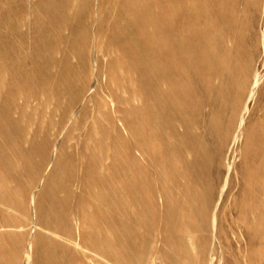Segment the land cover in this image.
Returning a JSON list of instances; mask_svg holds the SVG:
<instances>
[{
	"label": "rangeland",
	"instance_id": "obj_1",
	"mask_svg": "<svg viewBox=\"0 0 264 264\" xmlns=\"http://www.w3.org/2000/svg\"><path fill=\"white\" fill-rule=\"evenodd\" d=\"M137 1L140 9L151 10L153 18L164 11L166 1L171 21L189 18L197 36L191 47L208 52L225 43L231 49L229 56L212 57L217 65L210 68L211 59L201 54V61L198 58L189 64L178 81L161 87L162 97L155 105L154 115L174 114L180 134L185 121L199 124L194 131L202 137L198 154L207 159L191 155L194 140L174 137L168 146L157 132L153 147L144 152L137 149L141 135L129 124L139 121L142 113L124 100L138 86L150 90V82L139 83L138 75L158 71L133 60L137 46L129 40L128 22L118 17V6L127 0H0V173L14 181L9 186L12 195L17 192L9 209L2 204L4 188L0 184V236L8 234L0 239V251L8 244L13 264H52L44 252H61L59 264H88L87 251L62 242L59 236L78 242L97 236L109 246L116 241L115 248L121 238L129 237L136 247L171 250L156 242L164 238L167 226L159 218L149 224L154 214L141 217V210L130 208L129 202L122 203L127 210L121 214L106 208L104 200L88 196L82 166L91 165V157H96L119 164L117 170L130 164L132 174L140 171L143 179H150L148 188L163 212L162 197L177 189L165 173L184 170L190 174L195 167L207 187L206 200L199 216L185 220L213 225V231L206 233L212 237L208 255L200 264H264V225L255 231V245L249 252L237 222L241 206H264V0H184L185 6L180 0ZM194 5L195 9L190 8ZM139 35L147 38L157 32L144 30ZM110 55L129 58L131 75L126 67L112 69ZM237 64L239 74L233 71ZM197 69H207L211 76L204 77ZM226 69L223 77L218 75ZM223 79L240 83L222 88ZM173 87L177 98L167 97V90ZM178 100L182 108H188L176 111L181 108ZM149 101L148 95L138 97L135 105ZM170 122L161 125L169 130ZM182 158L184 162L176 163ZM59 159L63 167L50 184ZM161 164H168V169L160 168ZM247 180L252 182V197L242 191ZM53 197L64 200L69 212L58 207L52 212L44 208L41 214L39 202L48 206ZM113 204L118 207L121 203L114 200ZM49 223L56 229L50 232H56L58 238L40 230ZM96 229L102 233L96 235ZM41 236L48 239L46 243L38 240ZM18 238H22L21 250L16 253L14 241ZM194 248L188 243V255L175 253L173 262L197 261Z\"/></svg>",
	"mask_w": 264,
	"mask_h": 264
},
{
	"label": "bare ground",
	"instance_id": "obj_2",
	"mask_svg": "<svg viewBox=\"0 0 264 264\" xmlns=\"http://www.w3.org/2000/svg\"><path fill=\"white\" fill-rule=\"evenodd\" d=\"M180 1L182 3L181 6H185L184 0H180ZM165 3L164 4L166 6H164V11L158 13L155 16L157 19L156 22L153 20L155 19V17L153 18V16L151 15L150 12L151 10L148 8L144 10L140 9L137 0H127V2L121 4V6H118V17L123 18L128 22V31L130 35L129 40L134 42L138 49L137 55L134 56L133 60L135 61V63L136 62L141 63L142 67L152 66L157 68L158 71L150 76L138 75L137 81L139 83L145 81L150 82V90L146 92L141 87L138 86L137 89L130 92L132 93L131 97L124 100L128 107H133L134 108L133 110L136 109V111L142 113V118H140L139 121H134L130 123L129 128L133 132L141 135V139H139L138 141L137 149L141 150L142 152H144L146 148L153 147L155 145V143L153 142V135L154 132H157L160 135L163 143L168 144V146L173 144L174 137H181L187 140L188 139L194 140L196 144L193 150L191 151V155L195 156L197 160L200 158L202 160L203 159L205 160L207 159V156L198 154L202 144L201 142L202 137L198 133H194V131L197 128L198 129L200 128L199 124L198 125L196 124L194 126L191 124L190 121L188 120L185 121L182 124L184 127V132L183 134H180V132L177 130V127L175 126V121H173L172 118L174 114L171 113L170 116L168 115V113H164L163 115H154L156 108L155 105L157 99H159L160 96L162 97L161 95L162 93L160 91L161 87L165 85L167 86L169 84L171 85L172 82L178 81L182 71H184V69L187 66H189V64L191 65L192 62L197 61V59L201 56V54L206 55L205 57L204 56L201 57H204L205 59L206 58L211 59V61L209 62L210 65L209 68H210L213 67V65H217L216 61H212V57L215 58L220 55L229 56L231 53V49L225 46V43H222L219 47H213L208 52H205V50L201 47L199 48L194 46L191 47L197 37L196 35H194L195 34L194 31L190 27L191 20L185 17L179 22L171 21L169 18V12L167 11L169 9L167 8L169 6V3L167 1ZM190 8L195 9L196 7L194 5L193 7ZM205 12L207 13V11ZM199 14L201 15L202 13ZM206 15L207 14H205V16ZM144 30L156 31L157 35L150 36L147 38H141L139 34L141 31ZM204 39L205 38H202V41ZM205 41L208 42V40H204L203 42ZM164 44H167L168 46L164 47L163 46ZM119 45L117 43V46ZM110 59L112 63L110 67H112V69L115 67H119V68L121 67V69H123L122 67H126L127 68L126 71L129 72L130 75L133 72L132 71L133 69L131 70V68H129L128 66L129 58H127L125 55H121L118 57L111 56ZM164 59H168L167 62H164L163 61ZM203 61L205 60L203 59ZM137 69L140 70L139 72H142L140 68ZM227 71L229 70L227 69L225 71L222 70L221 72H218V75L223 77L224 73ZM233 71L239 74L240 65L239 64L235 65ZM135 72L137 73V71ZM197 73L205 75L204 77L207 78L211 76L210 72L207 69H197ZM236 83H240V80L238 81L234 80L229 82V81H224L223 79L221 87L222 88L224 86L230 87L235 85ZM176 91L177 90L174 87L171 88L170 90H167L166 92L167 97L170 98V96L172 97V95L174 97L175 96L174 93ZM146 95L149 96L150 99L149 102L145 103L142 106L135 105L136 98L137 99L138 97L142 98ZM175 97L177 98V96ZM165 103L167 102L165 101ZM177 103L180 106L182 102H179L178 100ZM181 108L176 111H184L188 108V105H186L185 108L182 109ZM165 120L171 121L170 122L171 125L169 126L170 132L169 130H166V127L161 125V122ZM209 138L213 140L214 138L213 133L210 134ZM110 156L112 155L110 154L108 155L109 159ZM82 157H84V159H87V154L84 155L83 153ZM91 158H93L91 165L87 164L84 166L83 164L82 166L83 168H85V171L82 174L83 175L82 181L84 183H87L88 185L89 188L88 196L92 199L104 200L103 205H105L106 208L110 210L116 209L118 210V212H121V214L127 210L126 208H124L123 206L124 204L122 203H127V202L130 203V208L134 210L136 209L141 210L142 212L141 217H148V214H154L153 220L151 219L149 224L151 223L155 224L157 221L156 219L159 218L163 220V222L167 226V232L165 236H163L164 238H161L156 242L162 245L171 246V250L167 251L160 248L159 246H153V245L152 246L144 245V246L136 247L133 244V241L129 237H124V236L123 239L121 238L118 241V246H119L118 248H115L116 246L113 247V245L117 244L116 241L114 244H111V246H109L104 239L97 236L95 237V239L92 238L83 239L81 240V242H78L77 240H75V238L59 236L58 234L61 241L63 240L65 242H68V244L73 243L76 248L78 249L80 248L84 251H87L89 256L87 258L85 257L84 258L88 264H98V263L99 264H195V263L200 264L202 263V261H205L208 255L209 245L211 244V240H212V237L210 238L206 233L211 229L213 231V225L209 221H205L204 224L200 225V224H196V222L189 223L185 220L190 217L192 218L195 216H199L202 210L201 205L204 203V200H206L204 199L205 197L204 195L205 192L207 191V187L204 185L203 183L204 179H202V176L198 174L195 167H192L191 169L189 168L190 174L185 173L184 170L177 173H169V172L165 173L164 175L165 178L167 177V179L170 182L172 180L175 181L174 183L177 184L176 187L177 189L174 192H167L165 196L162 197V199L164 200L163 206L165 207V210L163 212L162 210L164 208L162 210L160 209L156 196L148 188L149 184H151L150 179H146V178L143 179L140 171L137 172L133 170V174H132V171L130 170L131 167L130 164H126V166L117 170L115 168L116 165H118L119 167V164H108L107 163L108 159H104V158L102 159H97L96 157H91ZM182 162H184V159L181 160V162L177 161L176 163H182ZM63 164H64L63 160L59 159L56 165L57 169L55 168L54 170V175L51 178L50 184H53V182L55 181V178L58 172L63 167ZM165 164L164 165L161 164L160 168L164 170L168 169V164L167 165ZM1 171L4 170L2 169ZM0 174H1L0 184L3 185L4 188V193L1 195L4 200L2 204H4L7 208L10 209L12 205L9 204L11 203L10 201L11 197L17 196V192L16 194L12 195L11 188L9 187L10 184L14 183V181L6 177L4 175L5 172L4 173L2 172ZM251 187H252V182L247 180L242 186V191L252 197ZM64 189L66 190L69 188L64 187ZM50 200L51 202L48 204V206H44V203H42V201L39 202L38 209L41 214H44L45 212L44 208L52 212L55 211L56 208L60 207L63 212H65L66 210L69 212V210L65 205L66 203L64 202V200L59 199L57 197H53V199ZM114 200H119L121 203L120 206L115 207L113 204ZM249 205H251V203ZM239 211L240 212L237 220L238 227L239 230H242V232L244 233V237H245L244 242L248 246V251L250 252L252 250V247L255 245V240L257 237L255 231L259 227L264 225V206L257 204L256 207L252 208V206H250L248 208L247 205H244L240 207ZM81 220L83 219L81 218ZM65 222L67 223V221ZM53 227L55 226L49 223L47 224V226L41 225L40 230L44 231L47 234L54 235L56 236V238H58L56 232L54 231L50 232L53 229H55ZM94 233L96 235L101 234L102 229H96ZM227 234L228 233H226V235ZM7 235L8 234L1 235L0 239L5 240L6 238H8ZM220 235L221 233H219L218 237H220ZM21 240L22 238H18L14 241L15 248L17 249L16 253L20 252L21 250L20 248ZM38 240L46 243L48 239H45L41 236L38 237ZM49 242H53V240ZM188 243L196 246V248L194 249L196 251L197 261L193 262L190 259H183L180 262H173L175 253L188 255ZM9 247L10 246H8V244H5L3 246L2 251H0V264H13V262L11 261L13 255H11L8 252V250L10 249ZM69 251L70 250H68V252ZM44 253L46 254L48 252H44ZM45 254L44 256H46L47 259L50 260L52 264H59L58 263L59 254L58 255L56 253L51 255L48 254L45 255ZM147 255H149L148 259H146ZM72 262H76L75 259L74 260L72 259Z\"/></svg>",
	"mask_w": 264,
	"mask_h": 264
}]
</instances>
